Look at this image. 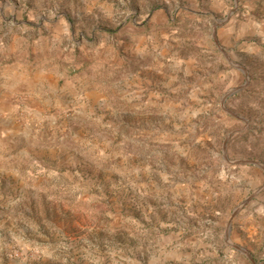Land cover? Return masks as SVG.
<instances>
[{"label": "rangeland", "instance_id": "rangeland-1", "mask_svg": "<svg viewBox=\"0 0 264 264\" xmlns=\"http://www.w3.org/2000/svg\"><path fill=\"white\" fill-rule=\"evenodd\" d=\"M0 264H264V0H0Z\"/></svg>", "mask_w": 264, "mask_h": 264}, {"label": "water", "instance_id": "water-1", "mask_svg": "<svg viewBox=\"0 0 264 264\" xmlns=\"http://www.w3.org/2000/svg\"><path fill=\"white\" fill-rule=\"evenodd\" d=\"M239 90H240V88H237V89H233V90L228 91V92L223 96V98H222V100H221V106L223 107L224 101H225V99H226L228 96H230V95L236 93V92L239 91ZM225 111H226V110H225ZM226 112H227V111H226ZM227 113L233 116V114H231L230 112H227ZM229 136H230V135H229ZM225 144H226V140H225L224 143H223V148H222L223 153H224V150H225ZM230 163H234V164H248V163H249V164H254V165H256V166H261L259 163H257V162H251V161H236V162H230ZM250 198H251V196H250L248 199H246V200H245V201H244V202L238 207V209L235 210V211H233V213L231 214V216H230V220H229V222L227 223L226 228H225V238H226V239L228 238V233H229V229H230V221H231V219L234 217V215L236 214V212H237L238 210H240L243 206H245V204L249 201ZM234 248H235L236 250H238V251H240V252H242V253L245 254V252H244L241 248H238V247H236V246H234Z\"/></svg>", "mask_w": 264, "mask_h": 264}]
</instances>
